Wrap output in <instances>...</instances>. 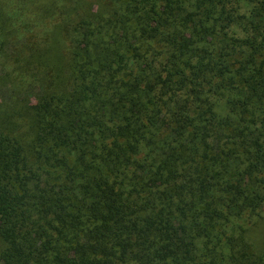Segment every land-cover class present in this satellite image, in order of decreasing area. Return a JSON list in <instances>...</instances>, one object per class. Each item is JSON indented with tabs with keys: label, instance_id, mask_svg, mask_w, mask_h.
Here are the masks:
<instances>
[{
	"label": "trees",
	"instance_id": "1",
	"mask_svg": "<svg viewBox=\"0 0 264 264\" xmlns=\"http://www.w3.org/2000/svg\"><path fill=\"white\" fill-rule=\"evenodd\" d=\"M9 1L0 264H264V0Z\"/></svg>",
	"mask_w": 264,
	"mask_h": 264
},
{
	"label": "rangeland",
	"instance_id": "2",
	"mask_svg": "<svg viewBox=\"0 0 264 264\" xmlns=\"http://www.w3.org/2000/svg\"><path fill=\"white\" fill-rule=\"evenodd\" d=\"M24 3L29 4V5H28L27 7H25ZM9 4H10V6H11L12 8L15 9V11L17 12V14L22 13V12L19 10V9H21V4L25 7L24 9H21L22 11H25L24 13H26V12L29 11V10H32V8H33V7H31L30 9H28L31 3L24 2L23 0H12V1H9ZM9 4H8V5H9ZM24 13H23V14H24ZM19 16H21V15H19Z\"/></svg>",
	"mask_w": 264,
	"mask_h": 264
}]
</instances>
